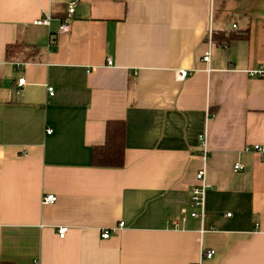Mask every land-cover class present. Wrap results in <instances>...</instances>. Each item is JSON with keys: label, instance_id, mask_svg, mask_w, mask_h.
Masks as SVG:
<instances>
[{"label": "crops", "instance_id": "crops-1", "mask_svg": "<svg viewBox=\"0 0 264 264\" xmlns=\"http://www.w3.org/2000/svg\"><path fill=\"white\" fill-rule=\"evenodd\" d=\"M74 1L0 0V264H264V0H77L59 34ZM111 120L125 165L93 168Z\"/></svg>", "mask_w": 264, "mask_h": 264}, {"label": "built area", "instance_id": "built-area-1", "mask_svg": "<svg viewBox=\"0 0 264 264\" xmlns=\"http://www.w3.org/2000/svg\"><path fill=\"white\" fill-rule=\"evenodd\" d=\"M77 4V0L72 2L67 11L66 17L61 21L60 27H59V34H67L70 29H71V24L73 21V15L75 13V7ZM51 16L48 15L46 16L45 19L43 20H38L35 22V24H41V25H49L50 24V18ZM214 31L213 28L209 29L208 33V41L209 45H212L214 43L213 39ZM211 59V53L210 50L205 53L203 57V61L206 63H209ZM109 65H111V61L109 60L108 62ZM177 74V80L182 81L184 80L188 75V71H179L176 73ZM251 76H258V77H264V68L254 70L250 72ZM25 84V79H19L18 85L23 86ZM48 92L50 96H54L55 94V89L53 87H48ZM53 132L52 129L47 130V134H51ZM206 147V144H205ZM207 149V148H206ZM245 152H252L257 155H259L263 160H264V144H256L252 145L250 147L245 148ZM25 156H27V153H24ZM204 159L206 160V153L204 155ZM235 171H243V167L239 164L235 166ZM198 185L195 186L192 190L191 193V200L192 204L195 208H197L196 212H193L191 214L192 217L200 219L203 223L204 218H205V212H206V196L208 193V190L211 188L210 185L207 182V169H206V164L204 163V166L197 172L196 175ZM57 201V196L54 194H48L44 195L42 198L43 204H54ZM124 227V223H120L118 227H114L112 230L114 233L118 232ZM68 227H59L58 229V235L60 238H64L68 232ZM111 231H104L102 234L103 239H109L112 235ZM203 232V231H202ZM215 256V251L214 250H205L204 248L201 249L200 253V259L197 264H204V261L210 260Z\"/></svg>", "mask_w": 264, "mask_h": 264}, {"label": "trees", "instance_id": "trees-1", "mask_svg": "<svg viewBox=\"0 0 264 264\" xmlns=\"http://www.w3.org/2000/svg\"><path fill=\"white\" fill-rule=\"evenodd\" d=\"M235 39L237 37H234ZM215 42L221 44L227 37L216 36ZM28 50V59L31 58L30 52H40V48H27L22 45H10L7 53L10 56L18 52ZM30 55V56H29ZM126 122L124 120H111L106 124L105 142L101 146L94 147L92 150L91 165L93 168L120 169L125 165L126 152Z\"/></svg>", "mask_w": 264, "mask_h": 264}]
</instances>
